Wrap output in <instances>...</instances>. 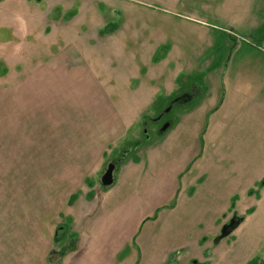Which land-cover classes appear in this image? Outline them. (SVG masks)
Listing matches in <instances>:
<instances>
[{
  "label": "rangeland",
  "instance_id": "1",
  "mask_svg": "<svg viewBox=\"0 0 264 264\" xmlns=\"http://www.w3.org/2000/svg\"><path fill=\"white\" fill-rule=\"evenodd\" d=\"M29 5L0 1V252L5 230L18 231L19 264H29L54 216L57 259L83 249L64 264H259L264 0ZM186 92L159 133L150 119ZM122 122L102 154L101 132ZM82 185L109 191L94 222L72 203ZM233 214L240 224L216 242Z\"/></svg>",
  "mask_w": 264,
  "mask_h": 264
},
{
  "label": "crops",
  "instance_id": "2",
  "mask_svg": "<svg viewBox=\"0 0 264 264\" xmlns=\"http://www.w3.org/2000/svg\"><path fill=\"white\" fill-rule=\"evenodd\" d=\"M16 74L18 76L17 72H15V75ZM17 76H16V80H17ZM34 77H36V75L32 72L30 77L25 79L23 82L33 80ZM17 82H18V80H17ZM22 84L23 83H21V85ZM17 88H18V83H16V89ZM124 131H125V128H124V124L122 122V124L120 126L114 127L111 132L110 131H108L107 133L101 132L102 133L101 134L102 140L101 141L98 140V141H99V145L102 148V154H105V151L107 149L106 147L108 145H110L111 147L117 146V143L121 140V135L124 134ZM138 162H139V160L137 161V163ZM126 164L127 163L125 161H123L119 166L120 169L125 168ZM81 187H83V185L80 186V188ZM79 191H80V193L78 194V196L76 197V199L72 203L75 204L74 207H76V205H78L76 212L80 214V222H85V221L88 222L90 220L94 222L97 218V215H98V207L101 206V202H98V200L105 198L107 196V194L109 193V191H105V192L100 191L97 189L96 186H90V187L85 186V188L83 187V190H79ZM68 193H71L70 189L69 190L65 189L63 191V193L60 195V199L62 201L61 204L64 203L65 207L71 208L70 203H69V200L71 199V194L69 195ZM192 193H193V190L189 191L188 195L184 194V197H183L184 200H188L191 197ZM248 193H249V190L246 192V194L248 195ZM66 197L68 198L67 203H66ZM63 200H65V201H63ZM79 203H81V206ZM55 205H56V201L54 200L53 203H51V204L49 203L48 206L44 207V210L47 209L48 212L50 211V209L54 210L56 207ZM73 216H76V213ZM53 219L54 220L51 221V223L56 221V218L54 216H53ZM51 223L47 222L48 227H45V229L43 228L42 233L40 234V239L42 241V242H40L41 246L39 247V250L34 252L35 257L33 260L29 261V264H47V262L50 264V261H52L51 262L52 264H64V261H66L70 257L71 258L76 257V260H79L82 257L83 249L79 248V246H78V247H76L77 251L74 250L71 252V250H70L69 252H66L64 256L59 255V259L61 257V260L57 259L58 257L56 256L55 252H52L53 250H51V249H53L52 248L53 247V241L56 240L53 237V234H54L56 226L59 224V222H54L52 224V226L50 225ZM78 226L79 225H77V227H76V225H75V227H73L72 231L70 228H68L69 232L71 231V233H79L80 231H79ZM68 229H67V227L65 229H63V234H66L68 232ZM98 232L99 231L96 229L94 231L93 236L97 237L99 235ZM9 234H10V236H9ZM0 238H2V235L0 236ZM3 243H4L3 244L4 248L3 249L1 248L2 251L0 252V264H19V232L16 231L14 233H7L5 230V238H4ZM0 244H2V242ZM50 251L52 252V254L49 253ZM29 254L30 253H26L24 255V253H21L20 256L24 257V256H27ZM47 258L49 260H47ZM24 261L25 260H21V262H24ZM162 264H163V262H162ZM259 264H264V256L261 258V261L259 262Z\"/></svg>",
  "mask_w": 264,
  "mask_h": 264
},
{
  "label": "water",
  "instance_id": "3",
  "mask_svg": "<svg viewBox=\"0 0 264 264\" xmlns=\"http://www.w3.org/2000/svg\"><path fill=\"white\" fill-rule=\"evenodd\" d=\"M176 99L173 100L170 104H175ZM169 122L164 123L161 128L159 129V133H163L168 127H169ZM114 163H110L107 167L104 173L101 176V184L103 186H109L113 182V170H114ZM241 222V218L237 216L236 214H233L232 217L228 220L227 223L223 224L222 227L220 228V234L216 238V242L219 241L221 238L227 236L230 234ZM57 232L60 233L58 230Z\"/></svg>",
  "mask_w": 264,
  "mask_h": 264
},
{
  "label": "flooded vegetation",
  "instance_id": "4",
  "mask_svg": "<svg viewBox=\"0 0 264 264\" xmlns=\"http://www.w3.org/2000/svg\"><path fill=\"white\" fill-rule=\"evenodd\" d=\"M0 1H2V0H0ZM31 2H34V0H29V2H28V0H24V3H25V5H26L27 9L30 8V5H29V4H30ZM50 7H52V6H50ZM52 9H53V8H48V9H46V11L51 12ZM2 10H5V9H4V8L0 9V11H2ZM36 11H38V10L35 9L34 13H35ZM191 97H192V94H190L189 92L182 93V94L177 95V96L175 97V99H176V103H179V102H182V101H185V100H190ZM175 99H174V100H175ZM171 102H172V101H171ZM176 103H175V104H176ZM175 104H172V105H171L170 103H168L167 106H166L167 108H166L165 110H163V111H159L155 116H153V117L150 119L151 122H154V123H156L157 125L159 124L157 129H160L161 126H162L164 123H166V122H169V124L171 125V122H172V121H170V120H168V119L166 118V114L172 110V108H173V106H174ZM144 124L146 125L147 123H144ZM170 125H169V127H170ZM166 130H167V129H166ZM227 222H228V221H227Z\"/></svg>",
  "mask_w": 264,
  "mask_h": 264
}]
</instances>
